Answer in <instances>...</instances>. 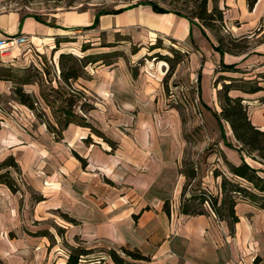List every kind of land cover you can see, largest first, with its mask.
<instances>
[{"label":"crops","instance_id":"0c3cea01","mask_svg":"<svg viewBox=\"0 0 264 264\" xmlns=\"http://www.w3.org/2000/svg\"><path fill=\"white\" fill-rule=\"evenodd\" d=\"M249 1L217 0L224 21L234 34H243L245 27H253L264 16V0H254L251 9ZM119 8L123 10L98 14L96 4H92L83 11H64L56 15L54 27L17 10L0 12V38L16 33H74L90 25L97 15L95 28L99 30L134 28L150 40L171 39L188 52V76L192 78L196 70L199 72L196 100L219 111L212 85L214 68L221 59L233 63L241 57L216 52L208 33L205 31L206 37L197 21L172 12H154L139 0ZM256 51L263 55L264 47ZM147 73L133 77L126 66L117 63L94 68L92 77L80 89L93 98V112L85 117L104 138L94 139L95 133L88 127L74 123L64 130L66 139L63 135L61 140L67 145L61 151L65 156L61 168L67 181L75 183L68 182L69 197H62L61 206L76 219L74 233L91 251L76 264L111 263L107 250L119 246L135 248L149 256L150 261H139L147 264H264V210L238 201L234 206L237 221L232 225L209 211L197 215L180 212L185 178L179 169L186 146L181 117L177 109L165 105L161 95L160 81L165 69ZM6 81L0 77L2 86ZM230 94L246 97L239 91ZM260 103L249 108V117L256 127L264 129V102ZM203 114L207 117L210 112L205 110ZM222 122L225 141L219 131L216 142L223 159L231 164L243 159L263 174L264 165L238 150L228 123ZM47 132L48 150L59 148L60 142ZM48 150L44 151L51 156ZM211 180L218 183V177L211 176ZM0 190L13 195L7 187ZM165 200L170 203L169 213L163 209ZM19 229L18 223L0 224V264L65 263L67 254L52 257L53 245L45 233L22 238L9 235ZM128 260L131 264L136 261Z\"/></svg>","mask_w":264,"mask_h":264},{"label":"rangeland","instance_id":"374dc122","mask_svg":"<svg viewBox=\"0 0 264 264\" xmlns=\"http://www.w3.org/2000/svg\"><path fill=\"white\" fill-rule=\"evenodd\" d=\"M132 1L134 0H0V12L17 10L22 15H32L46 25L54 27L56 26V15L61 12L83 11L92 4H96L97 12H110L132 3ZM151 1L169 11H178L189 17L193 15L192 4H186L185 0ZM211 4L210 1L208 7ZM191 20L198 22L193 17ZM90 25L81 27L79 31L74 33L26 34L29 38L27 44L13 47L8 52H0V77L8 80L4 86L0 83V161L8 155H12L19 167L18 172H15L13 168L8 169L9 175L14 180L18 190L13 195L0 190V224H19V231L10 232L9 235L11 236L15 235L22 238L45 233L46 238L53 245L52 257L56 258L68 254L71 246H87L74 233L73 226L78 222L61 206L62 197H69L67 195L70 190H68L70 188L68 182L75 183V181H67L68 178L63 174L61 168L65 158L61 151L64 150L67 143L60 140L59 148L53 146L48 150L45 142L48 132L45 125L26 106L19 104L14 99L11 87L13 81L16 80L15 78L24 74L25 68L30 69V74L38 70L42 77L41 86L26 84L23 88L38 98L37 107L40 112L46 114V117H51L50 108H46L39 97V92L49 93L50 89L48 88L51 86L62 85L58 62L60 53H69L78 58L95 53L102 59L87 64L85 69L88 76L86 78H79L72 82L73 87L78 90L83 85L82 83L87 82L88 77H92V70L98 66L104 67L108 64L117 63L126 66L133 77L141 72L144 74L149 72L150 74L153 71L158 73L160 68L165 69V74L160 81L161 95L165 98V105L174 107L180 114L182 134L186 141L181 169L185 171L187 168L193 167L195 172V177L190 180L183 200L184 203H191V210L204 209L209 211L210 198H214V196L220 198L219 183L221 178L218 176L217 184L211 180L214 169L224 174L232 183L249 187L247 182L232 176L224 164V159L216 142L219 131L221 139L225 141L223 122L216 118V123L214 116L216 111L214 112L210 107L199 104L196 100L199 72L196 70L192 78L188 76L186 70L188 64L187 50L168 38L152 37L154 39L150 40L134 28L108 31L99 30ZM204 29L212 42H216L217 37H223L227 41L228 33L234 37L245 36V39L238 42L247 45L246 52L239 54L240 60L233 63L238 65L237 67L248 70L245 77H248L252 84L258 82L264 87V54L261 55L256 51L264 47V16L253 27H245L243 34L231 32L230 24L225 21L224 27L214 23V26L204 27ZM19 34L21 33L15 35ZM239 75L235 72L213 71L212 81L215 80L213 88L217 91L223 82L228 81L222 77H240ZM240 83L238 82V84ZM68 92L70 91L68 90ZM84 93L87 101L92 104V108L88 109L89 105H82L79 100L72 107V110L80 114L78 105H81V109L86 115L88 112H93L91 109H93L94 104L89 92L88 94L87 92ZM244 95L251 102V106L248 105L249 114V108L261 104L260 100L264 98V90ZM63 97L64 95L57 99L54 109L62 103ZM94 101L98 103L97 99ZM213 107L215 106L213 105ZM205 110L210 112L207 117L203 114ZM63 135L66 139V132ZM92 135L94 139L102 141L100 135ZM45 149L50 152L51 156H48L44 151ZM70 156H73L71 152ZM208 176L209 179H207ZM213 178L216 177L213 176ZM0 187L5 188L6 186L1 183ZM190 195L192 196L190 197ZM199 197L206 200L200 203ZM256 200L258 203L261 201ZM4 211L10 212V215ZM132 264L147 263L134 261Z\"/></svg>","mask_w":264,"mask_h":264},{"label":"trees","instance_id":"16d2710c","mask_svg":"<svg viewBox=\"0 0 264 264\" xmlns=\"http://www.w3.org/2000/svg\"><path fill=\"white\" fill-rule=\"evenodd\" d=\"M209 1L212 3L210 7H208ZM140 2L149 5L150 8L157 13L172 12L184 16L190 21L192 17L196 18L202 27V33L206 37L207 35L203 29L204 27H212L214 26V23H218L220 27H224L223 9L218 7L217 0H185L186 4L191 3L193 6L192 17L184 15L178 11H169L151 0H141ZM253 2L254 0L248 2V8L251 9ZM122 10L123 8H117L110 12L117 13ZM99 13L104 12L99 11L98 14ZM97 19L96 15L94 21L90 25L91 27L96 26ZM245 38V36L234 37L231 33H228L227 41H225L223 37H217L216 42H212V48L221 56L224 53L239 55L246 52L247 45L238 42ZM83 50L84 48L82 51ZM100 60H102L101 57L95 53L83 55L81 58L75 57L69 53L59 54V77L62 85L57 84L56 87L51 86L48 88L50 89V94L43 91L39 92V97L42 99L46 108H50L51 117H46V114L40 112L37 107L39 104L38 98L33 93L27 92L23 88L26 84H37L39 87L41 86L42 77L38 70L35 71V73L30 74V69L25 68L24 74L15 78L16 80L13 81L11 87L12 93L15 97L14 99L19 104L26 106L41 123L45 124L46 129L53 134L54 139L57 141L63 139V132L70 123L86 126L92 132L104 138L102 133L87 121L84 115L85 112L81 109V105H78V108L81 111L80 114L72 110V107L79 100L82 105L88 104V109L92 108V104L87 101L83 90L75 89L72 82H75L79 78H86V76H88L85 69L87 64L95 63ZM246 71H248L246 68L237 67L234 63H225L222 59L218 65H216L214 72H235L240 74V77H222L224 80L228 81L223 82L222 86L216 91L219 111L215 112L214 115L219 121L228 123L231 133L238 144V150L242 151L251 159L264 165V129L256 127L250 120L248 114L250 99L239 94H230L231 91L252 94L264 90V87L260 85V83L256 82L252 84L249 78L245 77ZM238 82H241L242 84H238ZM212 85H215V80L212 81ZM68 90L70 92H68ZM63 95L62 103L54 109L55 102ZM260 102H264V98L263 100H260ZM87 139L89 140V138H86V140ZM225 144L230 146L227 142H225ZM73 154L82 161V164H84V161L77 153L73 151ZM224 164L232 176L249 184V187L241 184L236 185L218 170H213V176H219L221 178L219 183L221 196L220 198L217 196L210 198V209L218 219L226 220L232 225L237 221L234 206L238 201L250 202L257 208L264 210V173L262 174L260 172L261 170L259 171L255 167L250 166L243 159L238 164H231L224 159ZM9 168H13L15 172L19 171L18 164L12 155H8L0 161V183L4 184L12 193H15L18 188L9 175ZM179 172L185 178V182L182 185L180 192V212L186 215L204 214L206 212L204 209L191 210V203L183 202L186 188L190 184V180L195 177L193 167H189L185 171L180 168ZM191 196L192 195H190V197ZM199 199L200 203L206 200L201 197H199ZM256 199L261 200L260 203H258ZM169 207V201L165 200L163 203V209L166 213H169ZM89 253H91L90 249L79 246L74 247L67 254L66 261L63 264H76L80 258H85ZM107 254L111 260V263L107 264H131L128 259L146 262L150 261V257L142 254L138 249H130L124 246L109 248Z\"/></svg>","mask_w":264,"mask_h":264},{"label":"built area","instance_id":"2783aa9c","mask_svg":"<svg viewBox=\"0 0 264 264\" xmlns=\"http://www.w3.org/2000/svg\"><path fill=\"white\" fill-rule=\"evenodd\" d=\"M29 42V38L26 34L21 33L19 35L8 34L0 38V52H8L13 47H18ZM207 203V201H205ZM210 213L215 216L213 211L209 208Z\"/></svg>","mask_w":264,"mask_h":264}]
</instances>
